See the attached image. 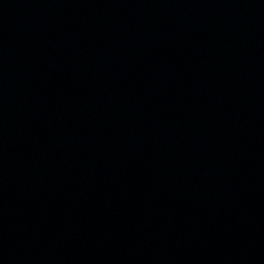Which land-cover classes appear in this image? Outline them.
I'll return each instance as SVG.
<instances>
[{
    "label": "water",
    "instance_id": "obj_1",
    "mask_svg": "<svg viewBox=\"0 0 264 264\" xmlns=\"http://www.w3.org/2000/svg\"><path fill=\"white\" fill-rule=\"evenodd\" d=\"M0 264H264V0H0Z\"/></svg>",
    "mask_w": 264,
    "mask_h": 264
}]
</instances>
